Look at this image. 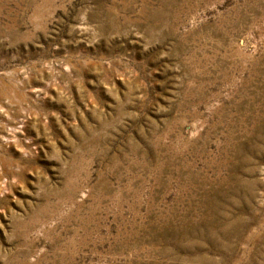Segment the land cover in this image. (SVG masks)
Masks as SVG:
<instances>
[{"label":"rangeland","instance_id":"1","mask_svg":"<svg viewBox=\"0 0 264 264\" xmlns=\"http://www.w3.org/2000/svg\"><path fill=\"white\" fill-rule=\"evenodd\" d=\"M0 102V264H264V0H0Z\"/></svg>","mask_w":264,"mask_h":264},{"label":"bare ground","instance_id":"2","mask_svg":"<svg viewBox=\"0 0 264 264\" xmlns=\"http://www.w3.org/2000/svg\"><path fill=\"white\" fill-rule=\"evenodd\" d=\"M2 108H4V103H2V102H0V109H2ZM19 123V122H18ZM18 123H16V124H12L11 125V127H12V129H14V131H16V129L18 128V126H17V124ZM1 133V132H0ZM10 136V135H9ZM0 138H3V139H6V140H3V141H7V140H9V138L10 137H7L6 135H3V134H0ZM9 142H7V144H8ZM1 145V144H0Z\"/></svg>","mask_w":264,"mask_h":264}]
</instances>
